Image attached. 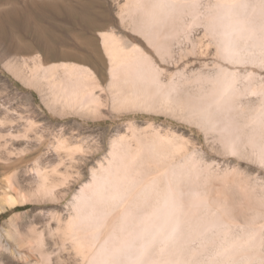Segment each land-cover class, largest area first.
Returning <instances> with one entry per match:
<instances>
[{
	"label": "bare ground",
	"instance_id": "1",
	"mask_svg": "<svg viewBox=\"0 0 264 264\" xmlns=\"http://www.w3.org/2000/svg\"><path fill=\"white\" fill-rule=\"evenodd\" d=\"M116 14L120 25L100 32L105 84L74 62L35 56L4 65L62 118L163 114L196 126L204 141L172 125L128 120L65 206L38 210L46 229L29 220L22 230L21 214L7 220L0 252L9 250L5 233L27 247L19 253L25 264H264V0H116ZM7 100L1 167L50 137L24 171L0 179V214L26 202L58 204L101 139L72 143L64 124L42 123L47 133L40 128L33 138L34 107L31 127L19 131L28 115ZM65 160L76 169L47 168Z\"/></svg>",
	"mask_w": 264,
	"mask_h": 264
},
{
	"label": "rangeland",
	"instance_id": "2",
	"mask_svg": "<svg viewBox=\"0 0 264 264\" xmlns=\"http://www.w3.org/2000/svg\"><path fill=\"white\" fill-rule=\"evenodd\" d=\"M119 25V19L116 14V0H0V103L8 99L7 101H9L12 108H16V112L23 114V116L25 114L28 116L30 115L24 118L25 122L22 121L21 123H17V129L19 131L28 130V128L31 127L30 121L28 120L32 114L36 113L35 115L37 117L34 118L38 121L39 126L37 125L36 127L39 128L34 130L36 127L32 126L28 130L29 132L27 131L28 135L33 134L32 136L30 135L33 138L39 133H42V129L44 130L43 132H46V129L42 126L44 124L46 127L51 126V128H58L61 124H64L67 128V134L69 136L71 135V140L69 139V141L72 143L73 141L74 143L78 141L82 142L85 136L89 135H91L90 137L95 136L101 139V149L92 156H89L85 164L79 165L78 170L82 174L80 177H75L72 180L61 202L58 204L49 202L39 205L32 202L17 204L0 214V230L7 228V220L15 214H21L17 219V225L24 231L26 227L31 224L32 220L37 223L40 229H46L42 218L37 215L39 212L38 210L42 207H57L61 210L72 198L78 187L88 179L91 163L101 158L105 153L110 134L128 120H136L139 123L153 120L157 123L172 125L178 129L186 130L185 132L192 135L194 138L196 137L197 141L201 143L204 141L203 134L200 133L196 126L163 114L148 112L125 113L122 115L109 114L110 116L108 115V117L98 120H85L80 116L62 118L58 114L53 113L43 103L39 93L35 89L28 87L4 65L8 60H16L19 63L26 60V62L32 64V59L35 56L42 57L47 64L74 62L90 66L96 70L102 82L105 84L109 77L108 59L101 44L100 32L112 26ZM28 106H30V108L33 106V110L37 112L34 111V113H32V110H30ZM26 118H28V120ZM81 122L84 126L78 127V123ZM39 123H42V125ZM26 124H28L29 127ZM40 128H42L41 132ZM38 131L39 133H37ZM68 131L70 133H68ZM35 132L37 134H35ZM49 137H46L47 141L42 146L41 150H36L24 156L20 162L11 167L3 168L0 166V179L2 180L6 174L14 170L19 169L24 171L27 165L30 164L41 151L47 148ZM76 140L77 142H75ZM205 154L207 155L206 157H211L209 153ZM218 162L224 164L222 163L223 161ZM226 162L232 164L234 158L228 157ZM47 164L48 169L52 164L57 165L59 172L76 169L70 166L68 160H65V163H62L63 165H61V163L59 165L55 161ZM65 164L67 167H70V169H68ZM246 165L247 164H245V167L247 168ZM242 166H244V163ZM248 169H252V167L248 166ZM1 187L0 183V190L2 191ZM2 239L3 243L9 245V252H0V257L3 256L2 259H0L4 260L2 263L25 264L20 254L27 253V247H20V249H18L5 233L2 235ZM47 247H51L50 244ZM64 255L67 257V253H64L63 256Z\"/></svg>",
	"mask_w": 264,
	"mask_h": 264
}]
</instances>
